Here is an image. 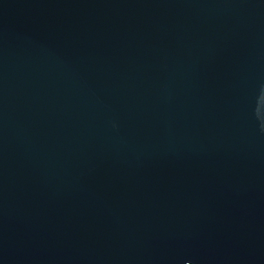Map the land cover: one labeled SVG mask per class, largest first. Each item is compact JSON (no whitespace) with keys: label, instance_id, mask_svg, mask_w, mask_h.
<instances>
[{"label":"water","instance_id":"1","mask_svg":"<svg viewBox=\"0 0 264 264\" xmlns=\"http://www.w3.org/2000/svg\"><path fill=\"white\" fill-rule=\"evenodd\" d=\"M0 264H264V0H0Z\"/></svg>","mask_w":264,"mask_h":264}]
</instances>
